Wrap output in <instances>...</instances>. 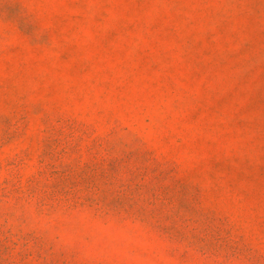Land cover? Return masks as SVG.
<instances>
[{
	"label": "rangeland",
	"instance_id": "1",
	"mask_svg": "<svg viewBox=\"0 0 264 264\" xmlns=\"http://www.w3.org/2000/svg\"><path fill=\"white\" fill-rule=\"evenodd\" d=\"M0 264H264V0H0Z\"/></svg>",
	"mask_w": 264,
	"mask_h": 264
}]
</instances>
